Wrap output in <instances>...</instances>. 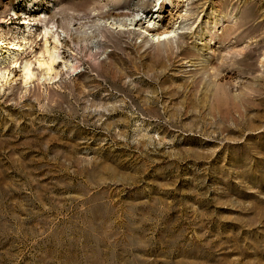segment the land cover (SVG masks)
Here are the masks:
<instances>
[{"label":"rangeland","instance_id":"obj_1","mask_svg":"<svg viewBox=\"0 0 264 264\" xmlns=\"http://www.w3.org/2000/svg\"><path fill=\"white\" fill-rule=\"evenodd\" d=\"M0 39V264H264V0H0Z\"/></svg>","mask_w":264,"mask_h":264},{"label":"bare ground","instance_id":"obj_2","mask_svg":"<svg viewBox=\"0 0 264 264\" xmlns=\"http://www.w3.org/2000/svg\"><path fill=\"white\" fill-rule=\"evenodd\" d=\"M171 2V0H159V2ZM124 16V15H122ZM57 27V26H56ZM171 30H163V31H156L152 34V37L155 41H160L165 38H168L170 35ZM48 36L52 38L53 44L52 46L49 45ZM81 37V36H80ZM43 51L39 55L40 57L36 60L37 68L40 70V73L43 78L47 80H51L56 76L60 75V71L63 69H72L75 70L77 66L71 62V60L65 58L61 51L62 42L60 41V37L56 30H52L45 26L43 28ZM81 39V38H80ZM87 40V39H86ZM73 41V40H72ZM78 41V38H77ZM84 41V40H82ZM78 42H76L77 44ZM3 44L2 40L0 39V45ZM20 49L18 46L17 51ZM16 51V50H15ZM16 51V52H17ZM16 53L13 54L12 59L17 60ZM16 65V61L14 62ZM23 83L27 85L30 81L33 80L35 77V72L33 71L32 65L30 61H25L21 66V74H20ZM0 79H4L5 82L8 80V76L3 73H0ZM2 81V80H0Z\"/></svg>","mask_w":264,"mask_h":264}]
</instances>
